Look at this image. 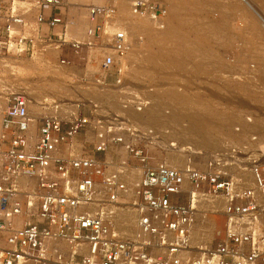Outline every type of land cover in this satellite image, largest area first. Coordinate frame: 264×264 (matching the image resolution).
I'll return each instance as SVG.
<instances>
[{
    "label": "built area",
    "instance_id": "obj_1",
    "mask_svg": "<svg viewBox=\"0 0 264 264\" xmlns=\"http://www.w3.org/2000/svg\"><path fill=\"white\" fill-rule=\"evenodd\" d=\"M129 7L137 18L164 27V4L130 0ZM68 9V0H0V55L43 59L50 50L62 54L69 48L78 64L85 61L82 53L91 42L66 40ZM115 13L114 4L87 10L88 34L110 50L99 57L107 75L96 73L102 84L113 74L115 85L129 82L122 67L132 47L129 37L124 30L108 35L103 29ZM45 61L74 64L65 55ZM122 87L127 91L115 93L123 110H140L150 101L146 89ZM82 98L61 117L74 103L59 97L30 135L34 116L27 97L0 89V264H264V164L251 163L250 148L230 143L208 159L205 170L147 165V148L138 139L154 143L156 133L141 130L100 99ZM89 132L90 153L83 144ZM117 148L128 157L121 159ZM249 163L251 186L229 170ZM140 165L137 178L134 168ZM185 179L197 193L225 201L224 231L209 247L192 242L195 192L184 190ZM123 211L136 216L121 218ZM16 216L24 217L20 226Z\"/></svg>",
    "mask_w": 264,
    "mask_h": 264
},
{
    "label": "rangeland",
    "instance_id": "obj_2",
    "mask_svg": "<svg viewBox=\"0 0 264 264\" xmlns=\"http://www.w3.org/2000/svg\"><path fill=\"white\" fill-rule=\"evenodd\" d=\"M68 1L66 40H70L69 27L84 24L85 43L91 42L90 48L82 54L85 61L78 64L76 54L69 48L66 54L50 50L43 59L0 56V89L25 94L34 125L35 120L39 121L42 114L48 113L47 109L53 111L59 97L72 103L82 97L100 99L116 112L126 115L127 111L128 118L141 130L151 128L156 133L158 140L154 143L138 139L147 148V165L167 163L173 167L168 157L178 155L184 162L182 168L176 169L205 170L208 159L230 143L247 146L252 155L251 163L264 164V0H153L164 4L168 10L166 27L161 31H156L148 20L130 16V0ZM110 4L116 6V13L112 21L105 22V33L111 35L124 30L132 45L127 55L131 64L127 88H136L135 92L146 89L143 93L149 95L144 99L150 101L138 111L123 110L117 101L120 95L115 92L127 90L115 85V74L106 77L105 84L98 79L99 75L96 77V73L101 72L99 57L109 48L87 35V8ZM139 36L143 38L141 43ZM102 40L106 41L105 35ZM58 55H65L74 64L53 67L45 62L48 58L57 60ZM31 98L37 99L36 105L30 104ZM112 98L116 101H111ZM75 105L64 108L60 116L73 112ZM150 106L153 112L147 111ZM197 121L202 124L203 132L214 138V144L194 143L183 134L192 130ZM88 136L83 144L90 153L92 132ZM116 152L119 157L123 156L121 159L128 157L120 148ZM248 165L250 169L251 164ZM139 169L140 166L134 171L138 174ZM184 190L189 192V189ZM207 197L217 201L214 196ZM222 198L218 201L225 204ZM186 202L189 203L188 198ZM224 224L222 210H211L205 205L196 212L197 238L193 244L198 247L216 244ZM0 245H4L3 241Z\"/></svg>",
    "mask_w": 264,
    "mask_h": 264
},
{
    "label": "bare ground",
    "instance_id": "obj_3",
    "mask_svg": "<svg viewBox=\"0 0 264 264\" xmlns=\"http://www.w3.org/2000/svg\"><path fill=\"white\" fill-rule=\"evenodd\" d=\"M77 1V0H76ZM86 1V0H85ZM96 1V0H95ZM78 2V1H77ZM81 3H82V1H80ZM87 2V1H86ZM97 2H99V0L97 1ZM101 2V1H100ZM102 3V2H101ZM23 3H21V5H22ZM98 4H100V3H98ZM122 4V3H121ZM93 6H95V5H93ZM87 10H88V8H87ZM129 15L130 16H133V17H135V19L137 18L136 16H134V15H132L131 14V11H130V9H129ZM167 15H168V10H167ZM137 19H139V18H137ZM257 19V18H256ZM139 20H148L151 24H152V26L156 29V31H161V30H163L165 27H166V21H167V16H166V21H165V25H164V27L163 28H159V27H157L153 22H151L149 19H139ZM91 26V24L88 22V20H87V28L88 27H90ZM84 24H82V25H80V26H72V27H69L68 28V31H67V37L70 39V40H73V41H84V42H86L87 41V39H86V36H84ZM139 27V26H138ZM137 28V27H136ZM103 29H104V32H105V22H104V26H103ZM86 33H87V35L89 36V38H92L89 34H88V29H86ZM65 37H66V32H65ZM143 41V40H142ZM141 41V42H142ZM108 51H110L109 49H107V51L105 50V53L106 52H108ZM104 53V54H105ZM83 55L85 54V52H83L82 53ZM0 56H2V57H7V58H12V57H19V58H28V56H17V55H14V54H6V55H0ZM29 58H33V57H29ZM46 62V61H45ZM124 66V68L125 69H127V74H126V76H127V80H128V78H129V73H130V69H131V64H130V61L128 60L127 62H124L123 63V65H122V67ZM101 71V70H100ZM101 73H102V75L104 76V74H105V76H107L106 75V72L104 73L103 71H101ZM126 82H124V84H125ZM124 84H118V85H124ZM131 87V86H130ZM134 90H136V88L134 89ZM134 90H132V91H134ZM30 100V104L32 103V104H35L36 105V103H37V99L36 98H31V99H29ZM155 102V101H154ZM39 103V102H38ZM149 106V105H148ZM152 106V105H151ZM148 107L147 108V111H150V112H153L154 110L153 109H151L152 107ZM155 106H156V103H155ZM146 108V107H145ZM154 108V107H153ZM145 110V109H144ZM156 110H157V108H156ZM159 110H161L160 109V107H159ZM137 111H138V109H137ZM146 111V110H145ZM144 111H142V113H143ZM160 113V112H159ZM138 114V113H137ZM156 114V113H155ZM135 115V114H134ZM126 116L127 117H129L128 116V113H127V111H126ZM158 117H159V115H157ZM131 117H132V115H131ZM141 117V116H140ZM203 117V116H202ZM135 118V117H134ZM142 118V117H141ZM156 118V117H155ZM204 118V117H203ZM143 119V118H142ZM157 119H159V118H157ZM161 119V118H160ZM159 119V120H160ZM167 119V118H166ZM171 119V118H170ZM194 119V118H193ZM132 120V119H131ZM174 120V119H173ZM37 120H35V122H36ZM139 121V120H138ZM200 121H201V119H200ZM200 121H197L196 122V124H194V128L192 129V130H189V131H187V132H183V134L186 136V138L189 140V141H192V142H194V143H198V144H201V145H204V144H206V145H212V144H214V138L212 137V136H210L209 134H207V133H204L203 132V130L201 129L202 128V124L200 123ZM206 121V120H205ZM34 118H33V120H32V123H31V128H30V135H34L35 133H36V123H35V125H34ZM137 122V121H136ZM151 122V121H150ZM155 122V121H154ZM157 123V122H156ZM205 123V122H204ZM190 126V125H189ZM246 126V125H245ZM251 126V125H250ZM204 127V126H203ZM180 131V130H179ZM263 131V130H262ZM176 132V131H175ZM178 133V132H177ZM180 133V132H179ZM89 134V133H88ZM174 135V134H173ZM33 138V137H32ZM167 139V138H166ZM175 139V138H174ZM181 139V138H180ZM188 141V142H189ZM201 147V146H200ZM257 151V150H256ZM260 156V155H259ZM183 157L182 156H178V155H170L169 157H168V161H169V163L173 166V167H175V168H182V165H183ZM187 159V158H186ZM262 162L264 163V160H262ZM259 164H262V163H260L259 162ZM140 167H141V165H140ZM141 169H142V167H141ZM141 169H139V173H138V175H137V178H139L140 177V171H141ZM230 173L232 174V175H234V176H236V177H240V178H243L245 181H246V184H248L249 186H251V185H253V180H252V174H251V172H250V169H249V165H246V166H241L240 165V167H239V169L238 168H236V167H231L230 169ZM184 183H187V186H186V184H185V186H184ZM183 188L184 189H189V192L190 193H192V192H195V195H194V206L196 207V212L198 211L199 212V210L200 209H202L205 205H207V206H210V209L211 210H215V209H221L222 210V205H224V202H222V201H211V200H208L207 198V196H212V195H209V194H203L202 193V191H199L198 193H197V191H195V188L193 187V185H191L190 183H189V181L188 180H184V182H183ZM188 187V188H187ZM188 199H189V203H190V200H191V198H190V196L189 197H187ZM200 199V200H199ZM197 200L199 201L197 204H196V202H197ZM218 205V206H217ZM215 207V208H214ZM218 207V208H217ZM196 212H195V215H194V219H193V223H192V227H191V236H192V242L194 243V239L195 238H197L196 236V232H195V229H196V227H197V225H196ZM136 215L135 214H130V213H128V211H123V213L121 214H119V217H121V218H124V219H127V218H131V217H135ZM224 216V215H223ZM23 216H16V217H14V219H13V222H14V224H15V226H20V224L22 223V220H23ZM225 218V217H224ZM212 232H210V234H211ZM197 240V239H196ZM4 243V242H3ZM210 245H212L211 243L210 244H207L206 246H210Z\"/></svg>",
    "mask_w": 264,
    "mask_h": 264
}]
</instances>
